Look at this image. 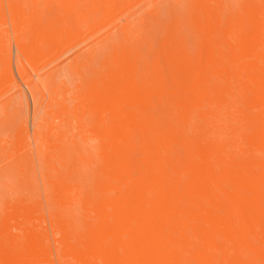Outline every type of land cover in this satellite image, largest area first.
Here are the masks:
<instances>
[{"label":"bare ground","instance_id":"obj_1","mask_svg":"<svg viewBox=\"0 0 264 264\" xmlns=\"http://www.w3.org/2000/svg\"><path fill=\"white\" fill-rule=\"evenodd\" d=\"M220 5L205 11L215 14L209 26L230 35L204 42L216 53L179 57L194 66L179 88L147 85L122 28V42L100 40L102 83L90 70L86 96L91 109L108 113L89 154L90 182L70 205L66 181L82 175L81 166L74 155L67 170L64 153L55 154L59 166L44 157L54 172L49 211L39 210L30 188L0 198V264H264V7L247 10L260 15L249 24L236 12L232 24ZM24 125L26 117V138Z\"/></svg>","mask_w":264,"mask_h":264},{"label":"rangeland","instance_id":"obj_2","mask_svg":"<svg viewBox=\"0 0 264 264\" xmlns=\"http://www.w3.org/2000/svg\"><path fill=\"white\" fill-rule=\"evenodd\" d=\"M198 1L0 0V198L12 199L20 188H30L39 199V210L47 214L54 172L43 158L59 166L61 157L55 154L60 152L67 155L65 170L74 155L83 172L68 177L66 201L74 205L89 184L93 171L89 154L98 148L100 119L108 113L101 109L100 98L96 99L99 106L91 109L93 99L86 96L90 70L95 69L92 76L97 86L102 83L105 55L99 53L102 46L97 50L100 40L118 37L122 28L123 43L140 55L135 70L145 76L147 85L179 88L182 75L194 68L180 63L179 57L188 56L194 62L198 55L216 53L204 42L230 35L225 29L213 31L209 25L215 14L205 11L221 4L218 14L225 22L235 24L238 12L240 20L249 24L264 7V0H207L203 4L204 0L203 5ZM250 7L258 11L254 17L248 16ZM229 8L232 13L227 16ZM157 73H162V80H155ZM151 99L157 101V97ZM244 100L251 109L258 104L250 89ZM25 117L27 137L23 138L19 125ZM36 124L40 125L37 136ZM128 126L133 128L134 123Z\"/></svg>","mask_w":264,"mask_h":264}]
</instances>
